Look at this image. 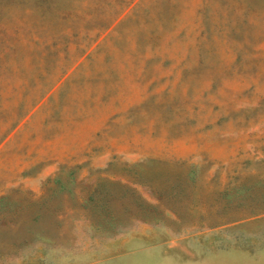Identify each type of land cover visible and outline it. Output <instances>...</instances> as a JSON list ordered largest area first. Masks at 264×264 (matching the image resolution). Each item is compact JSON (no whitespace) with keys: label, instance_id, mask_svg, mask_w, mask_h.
<instances>
[{"label":"rangeland","instance_id":"obj_1","mask_svg":"<svg viewBox=\"0 0 264 264\" xmlns=\"http://www.w3.org/2000/svg\"><path fill=\"white\" fill-rule=\"evenodd\" d=\"M0 264H264V0H0Z\"/></svg>","mask_w":264,"mask_h":264}]
</instances>
